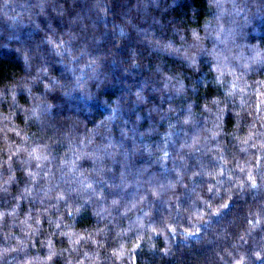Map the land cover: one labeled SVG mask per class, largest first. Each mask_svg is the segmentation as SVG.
Segmentation results:
<instances>
[{
  "label": "clouds",
  "instance_id": "9594fccd",
  "mask_svg": "<svg viewBox=\"0 0 264 264\" xmlns=\"http://www.w3.org/2000/svg\"><path fill=\"white\" fill-rule=\"evenodd\" d=\"M0 264H264V0H0Z\"/></svg>",
  "mask_w": 264,
  "mask_h": 264
}]
</instances>
